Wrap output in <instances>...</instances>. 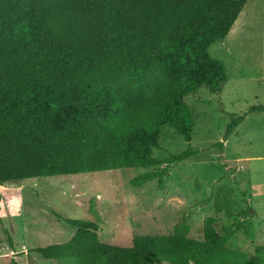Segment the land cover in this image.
Segmentation results:
<instances>
[{"label":"trees","instance_id":"1","mask_svg":"<svg viewBox=\"0 0 264 264\" xmlns=\"http://www.w3.org/2000/svg\"><path fill=\"white\" fill-rule=\"evenodd\" d=\"M248 1L0 0V186L163 166L130 181L163 190L170 166L198 154L186 98L203 87L222 93L226 65L209 49L226 40ZM255 112L264 105L233 117L224 142ZM165 126L189 147L158 159ZM64 220L73 238L33 252L58 264H264V247L254 256L231 248L234 228L219 233L215 217L202 239L183 221L131 246L104 243L92 221Z\"/></svg>","mask_w":264,"mask_h":264},{"label":"rangeland","instance_id":"2","mask_svg":"<svg viewBox=\"0 0 264 264\" xmlns=\"http://www.w3.org/2000/svg\"><path fill=\"white\" fill-rule=\"evenodd\" d=\"M209 53L225 63L228 82L219 95L203 87L186 98L198 154L170 166L165 188L157 181L140 188L130 183L163 166L1 185L0 264L7 256L18 264H58L33 249L71 240L76 229L64 219L92 221L104 243L131 246L136 236L167 235L183 221L192 238L202 239L204 221L215 217L219 233L234 228L231 248L254 256L264 247V112L249 114L224 142L233 117L264 105V0H249L226 40ZM160 145L158 159L189 147L171 126Z\"/></svg>","mask_w":264,"mask_h":264},{"label":"crops","instance_id":"3","mask_svg":"<svg viewBox=\"0 0 264 264\" xmlns=\"http://www.w3.org/2000/svg\"><path fill=\"white\" fill-rule=\"evenodd\" d=\"M232 31V30H231Z\"/></svg>","mask_w":264,"mask_h":264}]
</instances>
